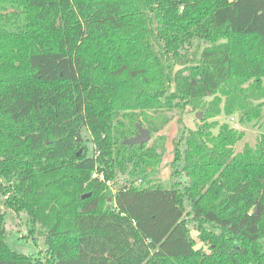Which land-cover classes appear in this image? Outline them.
<instances>
[{
  "label": "trees",
  "instance_id": "trees-1",
  "mask_svg": "<svg viewBox=\"0 0 264 264\" xmlns=\"http://www.w3.org/2000/svg\"><path fill=\"white\" fill-rule=\"evenodd\" d=\"M224 115L264 130V0H0V264H264V132Z\"/></svg>",
  "mask_w": 264,
  "mask_h": 264
},
{
  "label": "rangeland",
  "instance_id": "rangeland-1",
  "mask_svg": "<svg viewBox=\"0 0 264 264\" xmlns=\"http://www.w3.org/2000/svg\"><path fill=\"white\" fill-rule=\"evenodd\" d=\"M181 116L183 118L182 125L185 128L195 127L197 121L200 119L192 111H185L181 113L178 111L175 113V118L173 119V121L163 130V133H166L168 136L167 146L169 152L166 154L161 166L160 173L156 178L161 179L165 182L170 176L171 167H169V162L173 158L172 142L173 139L178 135L180 126L179 118ZM228 119L229 118H227L225 115L220 116V120L222 122ZM229 121L238 129H243L244 131H246V136L236 144V149L238 151H242L243 146L246 143H249L251 146H256L257 142L264 132L262 128L255 127L252 123H245L240 125L235 121H231L230 119ZM5 223L7 224L6 238L14 249L20 252L23 251L35 255H39L40 252L46 250L47 243L46 240L41 236V233L31 232L27 228L25 213L21 212L20 214H18L15 211H8L5 217Z\"/></svg>",
  "mask_w": 264,
  "mask_h": 264
},
{
  "label": "water",
  "instance_id": "water-1",
  "mask_svg": "<svg viewBox=\"0 0 264 264\" xmlns=\"http://www.w3.org/2000/svg\"><path fill=\"white\" fill-rule=\"evenodd\" d=\"M196 115L199 118H201V116H202L199 113H197ZM138 125H139L138 135H136L135 137H132V138L124 139V143H127L129 145H134V144H139V143L143 144V143H146L152 139V133H150L148 128L143 127L140 123ZM89 195H90V192H89V194L83 195V197H88Z\"/></svg>",
  "mask_w": 264,
  "mask_h": 264
},
{
  "label": "built area",
  "instance_id": "built-area-1",
  "mask_svg": "<svg viewBox=\"0 0 264 264\" xmlns=\"http://www.w3.org/2000/svg\"><path fill=\"white\" fill-rule=\"evenodd\" d=\"M231 121H235V122H236V118L232 117V118H231ZM93 176H94V177H99V179H100L101 181L105 179L104 174H100V173H98V171H95V172L93 173ZM108 184H109L110 186L112 185V183H111L110 181H108ZM112 187H113V186H112Z\"/></svg>",
  "mask_w": 264,
  "mask_h": 264
},
{
  "label": "crops",
  "instance_id": "crops-1",
  "mask_svg": "<svg viewBox=\"0 0 264 264\" xmlns=\"http://www.w3.org/2000/svg\"><path fill=\"white\" fill-rule=\"evenodd\" d=\"M220 119V118H219Z\"/></svg>",
  "mask_w": 264,
  "mask_h": 264
}]
</instances>
